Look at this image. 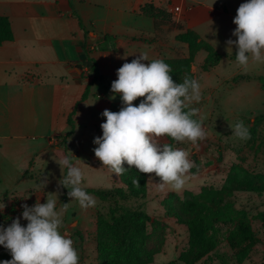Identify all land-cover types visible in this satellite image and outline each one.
Instances as JSON below:
<instances>
[{
    "label": "rangeland",
    "instance_id": "rangeland-1",
    "mask_svg": "<svg viewBox=\"0 0 264 264\" xmlns=\"http://www.w3.org/2000/svg\"><path fill=\"white\" fill-rule=\"evenodd\" d=\"M159 36L174 41L173 31H163ZM167 58H179L187 55L186 43H176ZM215 48V47H214ZM216 49V48H215ZM206 56V51L199 50L192 62L191 71L194 79L201 86V100L194 102L191 107L199 109L204 117L203 127L207 133L206 139L194 146L189 141L175 142L174 148H181L190 153L189 159L194 161L195 166L185 177V185L182 190L176 191L167 186L163 191H158L154 183L159 182L155 174L145 175V196L132 198L124 202L125 205L144 210L153 222L147 223L148 237L145 247L153 252L152 259L147 264H189L183 260L189 249V231L187 225L179 222L175 217L167 216L165 203H170L182 212V218L187 220L191 217L190 212L184 207L186 199L190 195L201 192L203 188H221L227 178L232 175L239 177L241 182L238 188L230 191L223 202L230 203L233 208L241 209L245 217L251 223L253 230L259 237L248 256L240 263L236 261L233 250L227 242V233L233 226L231 222L218 221L215 224L213 235L216 243L207 254L192 264H264V119L255 125L254 117L264 113V90L260 88L257 76H264V63H256L250 60L248 66L242 67L234 60L222 57L218 65L209 71L201 69V64ZM104 77V83L99 80L93 86L87 96L88 100L79 102L78 113L74 118L72 133L66 138V145L55 146L46 149L33 158L31 167L24 173V177L12 185L6 194L0 196V207L12 197H26L36 190L44 192V198L40 203H45L49 193L58 194L56 209L59 211L64 203L68 207L63 215L62 235L74 241V248L79 255V264H98L96 235L97 213L107 212L110 202L102 201L92 193H88L96 200V206L87 210L81 209L78 202L70 201L65 194L64 187L59 184L62 172L54 159L67 156L72 163L81 168L84 174L83 188H110L123 186V178L111 173L108 167L95 157L93 149L97 147L93 143L94 138L102 136L100 125L106 121L101 113L108 109L118 112L122 107L120 96L109 92L106 96L115 104L109 107L101 102L96 96L98 92L111 88L110 74ZM248 76L233 81V77ZM106 84V86H105ZM137 98L133 104L138 106ZM95 100L97 103L95 104ZM99 100V101H98ZM198 118V117H197ZM243 121L249 129L251 138L242 141L235 138L230 125ZM127 170L124 177H132L133 171L139 173L134 166ZM67 168L63 169L66 175ZM249 174L247 180H243ZM129 175V176H127ZM47 178L45 188H35L41 178ZM151 177V180H149ZM55 198V196H53ZM18 211L10 221L3 226L7 227L12 220L21 217V224L26 226L25 221ZM3 257L0 261L12 259L9 251L0 246Z\"/></svg>",
    "mask_w": 264,
    "mask_h": 264
},
{
    "label": "crops",
    "instance_id": "crops-1",
    "mask_svg": "<svg viewBox=\"0 0 264 264\" xmlns=\"http://www.w3.org/2000/svg\"><path fill=\"white\" fill-rule=\"evenodd\" d=\"M147 2L165 8L172 21L194 30L222 57L235 59L236 49L227 51L226 41L237 39L233 19L247 0H0V15L8 17L13 34L0 45V196L69 129L67 116L85 86L81 73L88 71L83 44L94 47L91 56L100 74L108 72L113 82L117 69L140 53L148 54L149 61H142L148 64L167 58L172 46L182 43L158 35L172 30L175 38L179 30L141 14ZM103 34L115 37L113 50L95 49ZM110 89L96 94L109 107L115 104L106 96Z\"/></svg>",
    "mask_w": 264,
    "mask_h": 264
},
{
    "label": "clouds",
    "instance_id": "clouds-1",
    "mask_svg": "<svg viewBox=\"0 0 264 264\" xmlns=\"http://www.w3.org/2000/svg\"><path fill=\"white\" fill-rule=\"evenodd\" d=\"M233 23L236 28L232 35L237 39L227 40L226 50L235 47L236 63L245 68L250 60L264 63V0L241 3ZM142 61H149L147 53H140L117 69L118 78L111 83L110 90L113 98L115 94L120 96L122 107L118 112L105 109L101 113L106 121L100 125L102 136L93 140L97 145L94 155L112 174L123 175L127 170L123 166L126 162L129 168L134 166L140 173H154L159 178V182L154 183L158 191L167 186L180 191L195 163L189 159L188 151L161 144L160 139L187 140L194 146L206 139L204 117L199 109L191 107L201 100V86L197 79L187 75L182 82H175L170 65L162 59L151 60L148 64ZM137 98H143L138 106L133 104ZM229 127L235 138L242 141L251 138L243 121ZM54 160L62 172L59 184L69 190L70 201L78 202L83 210L95 207V198L82 187L81 168L67 156ZM64 168H67L66 175ZM47 182L46 177L41 178L34 187L45 188ZM133 183L139 186L138 179ZM57 200L58 194L49 193L45 203L39 201L31 207L21 205L26 226L21 224V217L13 219L7 227L0 225V246L12 257L0 264H79L74 241L60 232L68 203L58 211ZM4 207L3 204L0 210Z\"/></svg>",
    "mask_w": 264,
    "mask_h": 264
},
{
    "label": "trees",
    "instance_id": "trees-1",
    "mask_svg": "<svg viewBox=\"0 0 264 264\" xmlns=\"http://www.w3.org/2000/svg\"><path fill=\"white\" fill-rule=\"evenodd\" d=\"M139 12L155 20L168 22L171 28L179 30L175 35V39L186 43V56L179 58H158L170 65L172 69L171 75L175 82H182L185 75L194 79L193 72L191 71L192 62L196 53L201 49L206 51V56L201 64L202 70H211L221 60L222 54L220 52L208 41L201 38L194 30L184 28L181 24L172 21L171 14L165 8L157 7L147 2L140 7ZM72 15L78 19L79 26L83 30L85 37H87L88 31H86L81 19L74 11ZM12 38L13 34L8 17L0 15V45ZM114 38L113 35L103 34L95 49L113 50ZM81 49L83 53L82 64L88 70L81 73L85 86L80 99L75 103L74 108L67 116L66 120L69 129L64 134L56 136L57 142L55 146H60V144L66 145V138L73 131L74 115L77 106L80 101H83L89 95L92 83L96 80L104 83V77L99 72L97 62L91 56L94 47H90V45L85 43ZM246 77L248 76H236L233 77V81ZM257 80L259 81L260 88L264 90V76H257ZM263 119L264 113L255 116L254 127ZM175 142L170 137L160 139L161 144L167 143L172 147ZM131 174L133 175L132 177H124L122 175L123 186L84 188L87 193L94 194L102 201L110 202L107 212L97 213L96 247L98 264H147L154 254L144 245L148 237L147 223L153 222L154 219H151L144 210L124 204L129 199L143 198L145 196V175L136 172V170ZM245 176L243 180H248L250 177L249 174ZM258 176L264 177L263 174H259ZM134 179H138L139 186L133 183ZM240 182L239 177L230 175L221 188L205 187L198 194L190 195L184 203V207L191 214V217L187 220L182 218V212L175 206L165 203L166 215L175 217L176 220L181 223L184 222L188 227L189 249L183 260L192 264L212 250L216 243L213 231L218 221L231 222L233 224L227 233V242L233 250L238 263L242 262L248 256L253 246L259 242V237L253 230L249 220L245 217L244 211L233 208L228 201L223 202L225 196L233 189L238 188ZM68 191L67 188H64L62 200H65V194ZM6 192L3 194H6ZM44 196L42 190H36L26 197H12L6 201L3 210H0V225H4L11 220L16 212L23 210L21 205L34 206L36 202L42 201ZM0 257H3L1 250Z\"/></svg>",
    "mask_w": 264,
    "mask_h": 264
}]
</instances>
